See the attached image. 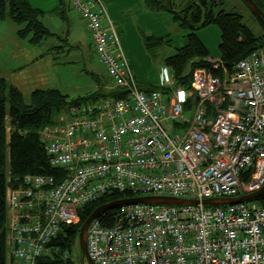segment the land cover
I'll list each match as a JSON object with an SVG mask.
<instances>
[{
	"label": "built area",
	"instance_id": "obj_1",
	"mask_svg": "<svg viewBox=\"0 0 264 264\" xmlns=\"http://www.w3.org/2000/svg\"><path fill=\"white\" fill-rule=\"evenodd\" d=\"M69 5L85 22L112 87L127 96L71 107L59 125L39 132L49 165L65 176L56 183L26 175L16 188L7 186L6 264L54 257L59 250L50 244L62 225L77 224L81 208L125 190L198 204L128 205L112 227L91 221L86 247L93 264H264V208L257 199L202 204L264 187V52L239 60L229 74L195 70L189 87L197 103L186 110L190 92L174 87L167 68L159 78L167 92L138 87L102 0ZM205 62L219 68L218 61Z\"/></svg>",
	"mask_w": 264,
	"mask_h": 264
},
{
	"label": "trees",
	"instance_id": "obj_2",
	"mask_svg": "<svg viewBox=\"0 0 264 264\" xmlns=\"http://www.w3.org/2000/svg\"><path fill=\"white\" fill-rule=\"evenodd\" d=\"M143 1L151 11L169 13L172 22L179 29L187 31L185 44L177 48L176 52L164 61L175 79L174 87H185L190 92L186 110H190L197 103V97L189 87L193 72L197 68H205L214 76H220L223 73L220 68L211 69V65L204 61L210 56L206 46L196 34L199 29L208 25L217 26L220 32L219 62L227 73L233 70L238 60L256 51L264 52V29L254 15L262 29L261 35H254L242 23V17L239 14L220 11L215 15V0H188L186 8L179 12L174 11V0ZM252 1L264 15V0ZM43 17L44 13L33 8L27 0H0V21L9 20L21 27L18 36L21 39L30 38L32 44H38L44 38L51 36L42 24ZM142 38L144 45L148 48L169 42L164 37L143 36ZM105 73L107 74L106 70ZM159 84L158 82L157 85L148 86L146 89L140 85L138 87L145 92L168 91ZM126 96L127 91L123 88L110 90L99 86L94 92L74 98L58 90H36L25 100L18 90L8 84L0 74V264H6L4 227L7 186L16 188V182L26 175L49 176L56 183L65 176L63 172L50 167L38 132L47 126L58 124V117L71 107L77 108L108 98L122 99ZM7 121L11 127L9 137L6 135ZM137 197L129 190L113 191L81 208L78 212L79 222L75 225H62L51 242L50 247L58 248V254L53 258L44 257L38 261V264H73L70 249L75 242H78L79 230L84 221L102 206ZM256 201L264 208V193ZM120 211L121 208L105 210L97 217V220L104 227H112ZM65 252H68V258L63 261L61 255Z\"/></svg>",
	"mask_w": 264,
	"mask_h": 264
},
{
	"label": "crops",
	"instance_id": "obj_3",
	"mask_svg": "<svg viewBox=\"0 0 264 264\" xmlns=\"http://www.w3.org/2000/svg\"><path fill=\"white\" fill-rule=\"evenodd\" d=\"M102 2L118 34L123 35V31L127 29L128 18L134 24L141 20L146 27L153 24L152 18L155 15L143 0ZM40 10L44 13L42 24L51 36L38 44L30 43V38L21 39L18 36L21 27L13 22L0 21V74L7 83L16 88L25 100L36 90L53 89L64 95L89 92L90 85L81 87L72 84V80L81 75L90 76L99 86L110 89L112 83L108 76V80L104 81L95 76L107 75L105 70L99 72L88 63L86 57L89 54L93 61L96 59L93 43L85 22L71 9L69 0H49L47 8ZM73 12L75 15H72ZM79 27L84 32L82 35L78 33ZM66 28L68 31L65 36L63 31ZM133 60L135 63L131 59L128 62L137 84L141 86L140 79L136 76L143 75V58L133 57ZM97 87L94 85L92 89L96 90Z\"/></svg>",
	"mask_w": 264,
	"mask_h": 264
},
{
	"label": "rangeland",
	"instance_id": "obj_4",
	"mask_svg": "<svg viewBox=\"0 0 264 264\" xmlns=\"http://www.w3.org/2000/svg\"><path fill=\"white\" fill-rule=\"evenodd\" d=\"M27 1L32 7L40 10V8L42 9L47 8L49 0H27ZM215 1H216V7L214 8L215 15L220 11H223L225 13L239 14L242 17V23L254 35L262 34L261 27L253 17L251 10L245 5V3L242 0H215ZM187 3L188 0H174V7H173L174 11L179 12L184 10L187 6ZM152 12L155 16L152 18L153 24L151 27H146L145 25H143V22L141 20H139L137 24H134L132 23L131 18H128L127 19L128 22L126 24L127 29L123 31V35L119 33L120 34L119 36L118 34L119 39L122 40L120 41V43L121 45L123 44L124 47L121 46V48L124 50L127 60L131 59L133 63H135L133 57L143 58V64L141 65L143 75H137L136 77H139L140 84L144 88L158 84V82L160 81L159 78L162 69L167 68L170 71V69L164 64V61L167 57L172 56L176 52L177 48L185 44L186 34H187V31L179 29L177 25L172 22V17L169 13L166 12L157 13L154 11ZM73 13L72 15H75L76 12L74 14ZM142 20L144 21L145 19ZM67 31H68L67 28L63 31V33L65 32V36L67 35ZM78 33L81 35L84 33L82 28L79 27ZM196 34L198 38L206 46L209 52L210 57L205 58L204 61L207 59H210L211 61H218L219 68L222 69V66L219 62V51H218V45L220 43V32L217 26L208 25L204 28L199 29L196 32ZM145 35L146 37L147 36L164 37L169 42L164 44H156L148 48L144 45V40L142 38ZM86 58L88 60V63L92 67H94L95 70H99V72L106 70L105 67L98 61L97 57L94 61L90 54ZM200 69H205V68H197L196 70H200ZM222 70L225 71L224 68ZM170 73L172 74L171 71ZM95 76L101 79L102 81H104V79L108 80L107 75H95ZM72 84L75 85L77 84L78 86L81 87L90 85L91 90H89V92H94L97 90V89L96 90L92 89L94 85L99 87V85L90 76L85 77V75H81L80 78H75L74 80H72ZM111 89H113L112 86L110 90ZM89 92L80 95H84ZM69 96L74 98L78 96V94L76 95L72 94ZM57 125H59V121L58 124L50 125V126H57ZM10 129H11L10 125L6 122V135L8 137L10 135ZM168 130L173 131V128H168ZM70 252H71L70 257L73 264H82V255L78 242H75L71 246ZM50 258H53V256H51Z\"/></svg>",
	"mask_w": 264,
	"mask_h": 264
},
{
	"label": "water",
	"instance_id": "obj_5",
	"mask_svg": "<svg viewBox=\"0 0 264 264\" xmlns=\"http://www.w3.org/2000/svg\"><path fill=\"white\" fill-rule=\"evenodd\" d=\"M244 3L251 10L252 14L259 21L260 25L264 29V15L260 11V9L256 6V4L252 0H243ZM264 193V187L257 193L252 195H248L242 198L237 199H212L205 200L202 204L207 206H224V205H233L236 203L247 202L251 200L258 199ZM167 205V206H182V205H192L198 204L197 201H189L182 200L177 198H169V197H137L133 199H126L121 201H116L105 206H102L96 209L82 224L79 230L78 235V244L80 247L81 255H82V264H93L91 259L88 256L87 247H86V231L91 221L97 219V217L105 210L113 209V208H121L128 205Z\"/></svg>",
	"mask_w": 264,
	"mask_h": 264
},
{
	"label": "bare ground",
	"instance_id": "obj_6",
	"mask_svg": "<svg viewBox=\"0 0 264 264\" xmlns=\"http://www.w3.org/2000/svg\"><path fill=\"white\" fill-rule=\"evenodd\" d=\"M247 196V195H246ZM243 197H245V196H243ZM240 198H242V197H240Z\"/></svg>",
	"mask_w": 264,
	"mask_h": 264
}]
</instances>
